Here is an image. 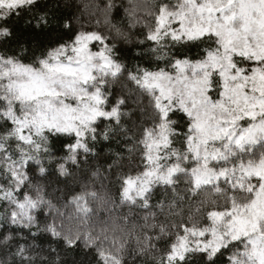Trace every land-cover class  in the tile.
Masks as SVG:
<instances>
[{"label":"snow or ice","instance_id":"1","mask_svg":"<svg viewBox=\"0 0 264 264\" xmlns=\"http://www.w3.org/2000/svg\"><path fill=\"white\" fill-rule=\"evenodd\" d=\"M35 3L36 0H0V19L6 20L13 12ZM154 20L155 26L146 39L158 47L166 38L209 39L216 47L205 49L206 55L199 60L176 59L171 65L174 76L165 69L129 73L130 79L153 95L158 123L154 129L144 130L145 171L124 178L121 197L132 203L139 198L142 207L147 208L152 185H172L177 174L188 175L194 185L192 191L211 186V192L225 196L226 204L221 210L207 212L211 222L207 226L181 225L183 234L168 245L161 264L164 260L167 264H182L192 251L207 253L211 261L232 242H243V251L234 253L232 264H264V0H181L174 9L161 4ZM91 42H99L101 49L91 51ZM68 50L69 46L61 44L48 51L47 58L39 60V68L12 57H0V100L6 103L0 117L13 125L0 135V164H6L15 190H22L29 179V162L39 166V173L46 172L40 159L51 151L45 129L53 134H74V142L63 147L69 152L65 159L76 163L78 150L90 151L84 138L91 135L96 139L94 123L99 118L120 122L124 99H117L110 110L104 107L107 98L103 86L108 77L115 79L122 71L121 63L112 57V48L98 33L81 32L70 46L73 54L68 55ZM236 56L252 64L244 67L234 59ZM189 68L191 77L187 75ZM214 73L219 77L215 82ZM214 83L219 89L218 99L211 95ZM62 97L74 98L77 103L73 106ZM17 101L19 114L15 109ZM174 108L190 120L185 136L187 147L182 153L171 148V136L178 134L170 119ZM102 135L107 139L106 132ZM11 141H15L19 160H13L9 152ZM245 155L250 158L243 159ZM172 157L174 162H169ZM189 161L194 166H183ZM213 162L220 166H213ZM58 169L61 175H68L64 164ZM221 177L231 195L220 187ZM88 195L96 198V193ZM0 198L15 205L11 223L26 227L35 219L31 210L44 203L39 195L33 198L28 193L17 199L13 188L3 190ZM83 199L73 198L78 205ZM81 211L87 214L89 209ZM48 230L54 236L61 234L52 225ZM81 238L93 242L88 235L81 237L78 228L69 227L64 235L69 246ZM24 252L21 245L17 255L23 256ZM99 255L105 264H121L114 254L100 251Z\"/></svg>","mask_w":264,"mask_h":264},{"label":"trees","instance_id":"2","mask_svg":"<svg viewBox=\"0 0 264 264\" xmlns=\"http://www.w3.org/2000/svg\"><path fill=\"white\" fill-rule=\"evenodd\" d=\"M180 2L36 0L34 5L13 12L6 20L0 19V27L12 30L11 36L0 38V56L32 66L45 59L48 51L72 41L78 32L98 33L111 46L113 58L122 65L115 79L107 78L104 94L111 105L117 99L126 101L120 109L119 124L106 118L94 123L96 139L91 135L84 138L90 151L78 150L76 163L65 159L69 152L63 147L74 142V134H53L47 130L45 135L51 151L40 156L46 172L39 173V166L29 162V179L22 190H15L6 164H0V193L13 188L17 199L28 193L33 198L39 195L44 201L39 208L31 210L35 219L26 227L11 223L10 213L15 205L0 198V264H105L100 251L116 255L121 264H161L168 245L183 234L181 225L207 226L210 224L207 212L221 210L226 204L225 196L211 192V186L192 191L191 178L184 174L174 176L172 185H152L147 208L142 207L139 198L132 203L121 197L124 178L138 174L146 166L144 130L158 123L153 95L130 79L129 73L139 75L145 69L172 71L171 65L176 59L199 60L206 55L205 49L216 47L214 40L209 39L172 41L166 38L159 47L146 39L155 26L154 16L159 6L166 4L174 9ZM218 79L214 74L213 81ZM213 87L211 93L217 94L219 89L215 83ZM4 108L5 103L0 100V110ZM170 119L177 121L173 127L178 133L171 136V148L182 153L187 147L185 136L190 120L178 108L170 113ZM12 127L10 120L0 117V135ZM105 132L107 139L102 135ZM10 143L12 159L19 160L15 141ZM256 151L258 155L259 149ZM249 158L243 156L245 160ZM174 160L172 157L169 162ZM60 164L65 165L68 175L60 174ZM192 165L191 161L184 164L188 168ZM219 185L227 195L232 194L224 180ZM89 193H96V198ZM80 196L84 199L78 205L73 198ZM84 207L89 209L87 214L81 211ZM49 225L61 234L52 235ZM69 227L78 228L81 237L88 235L93 242L81 238L74 245H67L64 235ZM21 245L25 248L23 256L17 255ZM232 245L236 247L231 252L221 249L212 262L208 261L207 253L192 251L182 264H226V259L231 264V257L241 248L238 242L229 247ZM163 264H167L166 260Z\"/></svg>","mask_w":264,"mask_h":264},{"label":"rangeland","instance_id":"3","mask_svg":"<svg viewBox=\"0 0 264 264\" xmlns=\"http://www.w3.org/2000/svg\"><path fill=\"white\" fill-rule=\"evenodd\" d=\"M174 27H178V24H174L173 25ZM81 32H84V33H89V32H93V31H81ZM81 32H78L77 34H79V33H81ZM96 33V32H95ZM76 34V35H77ZM75 35V36H76ZM74 39H75V37L73 38V40L72 41H70L69 43H67V44H65L66 46H69V50H68V52H67V54L68 55H72L73 53L71 52V50H70V46L72 45V43H73V41H74ZM104 39V38H103ZM104 42L111 48V46L107 43V41L104 39ZM89 47H90V50L91 51H99L100 49H101V47H102V45L99 43V42H91L90 43V45H89ZM1 57V56H0ZM113 57V56H112ZM3 58H5V57H3ZM47 58V57H46ZM45 58V59H46ZM62 60L64 59V57H62L61 58ZM234 59H236L239 63H241V65L242 66H244V67H249L251 64H252V62H245V61H243L242 60V58L241 57H239V56H236V57H234ZM118 62V61H117ZM34 68H39L40 67V65L38 64L37 66H33ZM170 74H172L173 76L175 75V69L173 68V70L172 71H168ZM215 74V73H214ZM187 75L189 76V77H191V75H192V71H191V69L189 68L188 70H187ZM4 83L6 84L7 83V80H5L4 81ZM91 90V89H90ZM159 93H158V91H157V95H158ZM211 95L213 96V98L214 99H218L219 98V96H218V93L217 94H215V93H211ZM62 99H65V102L66 103H71L73 106H75V103H76V101L74 100V99H71V98H67V97H62ZM5 103V102H4ZM174 104H175V101L173 102ZM113 105H111L110 103H109V101L107 100V103L104 105V107H105V109L106 110H110L111 109V107H112ZM5 107H6V103H5ZM15 109H16V111H17V114H19V102L17 101V102H15ZM155 128V127H154ZM154 128H152V129H154ZM45 131H47V129H45ZM217 146H219V142H217ZM145 151H146V149H145ZM163 154V153H162ZM146 164H147V161H146ZM184 166V165H183ZM192 166H194V163H193V165ZM191 166V167H192ZM213 166H216V167H219L220 165H217L215 162H213ZM226 166H228V167H231V164H228V165H226ZM190 168V167H189ZM143 171H145V168L141 171V172H139L138 174H140V173H142ZM138 174H135V175H133L132 177H135V176H137ZM220 180H224V178L223 177H221L220 178ZM255 182V180H253V183ZM163 184V183H162ZM193 185V184H192ZM193 187H194V185H193ZM122 190H123V188H122ZM122 190H121V193H122ZM211 223V222H210ZM232 243H236V242H232ZM238 243H240V245H241V248H239L238 249V251H243V243H241V242H238ZM167 262V261H166Z\"/></svg>","mask_w":264,"mask_h":264},{"label":"clouds","instance_id":"4","mask_svg":"<svg viewBox=\"0 0 264 264\" xmlns=\"http://www.w3.org/2000/svg\"><path fill=\"white\" fill-rule=\"evenodd\" d=\"M11 34H12V30H11V28H9V27H0V38H3V37H5V36H11ZM169 63H171V61H169ZM71 99H74V98H71ZM75 100V99H74ZM76 101V100H75ZM76 103H77V101H76ZM76 103H75V105H76ZM69 104H71V103H69ZM172 121H174L175 123H177V121H175V120H172ZM241 243H243V242H241ZM236 247V245H232L231 247H229V246H227V247H225L224 249L227 251V252H231L232 251V249L233 248H235ZM221 254H222V256L223 257H226V253L225 252H221ZM234 255V254H233ZM216 258H214L213 257V259L210 261V260H208L209 262H212V261H214ZM226 259V258H225ZM226 264H229V261L226 259ZM231 264H232V261H231Z\"/></svg>","mask_w":264,"mask_h":264}]
</instances>
